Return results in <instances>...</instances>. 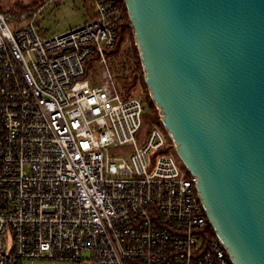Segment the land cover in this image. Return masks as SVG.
Masks as SVG:
<instances>
[{"label": "built area", "instance_id": "1", "mask_svg": "<svg viewBox=\"0 0 264 264\" xmlns=\"http://www.w3.org/2000/svg\"><path fill=\"white\" fill-rule=\"evenodd\" d=\"M89 1L51 36L0 4V264H232L165 127L135 138L144 100L108 65L124 0Z\"/></svg>", "mask_w": 264, "mask_h": 264}, {"label": "water", "instance_id": "2", "mask_svg": "<svg viewBox=\"0 0 264 264\" xmlns=\"http://www.w3.org/2000/svg\"><path fill=\"white\" fill-rule=\"evenodd\" d=\"M160 121L232 264H264V0H124Z\"/></svg>", "mask_w": 264, "mask_h": 264}, {"label": "rangeland", "instance_id": "3", "mask_svg": "<svg viewBox=\"0 0 264 264\" xmlns=\"http://www.w3.org/2000/svg\"><path fill=\"white\" fill-rule=\"evenodd\" d=\"M35 1V4L33 2ZM37 2V0H0V4L4 8L23 5L25 8H28L25 11L38 9V14L36 18V24L40 31L46 33L47 35H56L62 33L72 27L85 23L89 20L88 12L90 11V6L85 0H51L49 3L42 4ZM45 1V0H44ZM32 4V5H31ZM33 6V7H31ZM29 16L27 19L22 21V24H28ZM135 51L139 56V50L137 48L134 33L132 31V37L129 34H126L123 41L120 44V49L117 53L112 56H108V65L113 70V72L119 76L118 79L120 82H127V88L130 91L139 93L143 100L146 102L152 101L149 94V90L143 79V68L141 64V69L143 73L141 75L133 76L134 66L132 65V52ZM140 60V57H139ZM141 63V60H140ZM154 103V102H153ZM155 104V103H154ZM155 114L150 113V119H145V115L149 114V111L146 106V112L144 114V120L141 128L135 133V138L138 143H144L146 141V135L149 129L153 124L162 125L160 121V114L157 106ZM153 123H149V122ZM88 251H83V257L89 256ZM24 264H75L71 260H29Z\"/></svg>", "mask_w": 264, "mask_h": 264}, {"label": "trees", "instance_id": "4", "mask_svg": "<svg viewBox=\"0 0 264 264\" xmlns=\"http://www.w3.org/2000/svg\"><path fill=\"white\" fill-rule=\"evenodd\" d=\"M85 2L88 3V5L90 6V11L88 12V15H89V19H91V18H93L95 16L94 7H93V5L91 4V2L89 0H85ZM33 4H35V1L33 2ZM17 6L21 7L23 10H27L28 9V8H25V6H23V5H17ZM123 6H125V3L123 4ZM31 7H33V6H31ZM125 10H126V7H125ZM132 31H133V28L131 26H128V27L123 29L115 49L112 51V53H110L111 55H113V54L118 52V50L120 49V44L123 41V39L126 36V34H129L132 37ZM44 34H46V33H44ZM132 65L134 66L133 76H134V78H136V76L141 75L143 73V71L141 69V63H140V60H139V56L137 55V53L135 51L132 52ZM117 78L120 79L119 76H117ZM144 104H145V107L147 106V109L149 111V114L147 116L145 115V119L148 120V119H150L149 118L150 117V113L153 112L155 114V110H157V109L155 107V104L152 101L146 102L144 100ZM143 120H144V117H143ZM147 122H149V121H147ZM149 123H153V122H149ZM207 231H208L209 235L214 236V231L212 230L211 227H208Z\"/></svg>", "mask_w": 264, "mask_h": 264}]
</instances>
